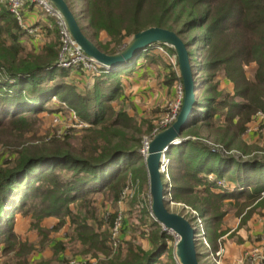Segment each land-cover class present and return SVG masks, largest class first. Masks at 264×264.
Returning <instances> with one entry per match:
<instances>
[{"label":"trees","instance_id":"trees-1","mask_svg":"<svg viewBox=\"0 0 264 264\" xmlns=\"http://www.w3.org/2000/svg\"><path fill=\"white\" fill-rule=\"evenodd\" d=\"M66 1L74 11V2ZM83 1L81 13L88 25L82 29L104 53L122 52L136 33L153 26L177 32L186 44L196 82V104L182 132V141L172 145L166 153L170 159L169 176L162 175L165 196L169 199L166 206L171 200L187 204L199 214L205 237L210 243L216 241L222 235L219 227L227 214V201L240 202L238 199L244 197L248 200L247 206L264 202V157L246 160L225 156L200 140L183 137L199 136L205 128L212 131L216 126L210 121L218 114L220 105L229 113L225 119L238 123L240 133L245 131L252 116L264 113V0ZM54 21L48 41L39 48H30L24 42L27 33L11 12L10 4L0 2V123L9 117L25 124L14 126L17 141L4 144L9 155L0 163L3 264H30L36 245L18 235L12 223L15 214L30 201L33 204L24 213L31 218V227L41 237V248L51 246L55 260L67 247L62 244L64 247L60 248L58 241L51 244V230L42 223L52 215L59 218L54 229L60 230L68 224L71 229L68 236L82 244L83 252L97 258L96 264H177L172 249L169 261L160 258L170 236L151 214L152 249L129 244L113 251L109 245L110 239L114 240L111 227L99 231L103 230L99 221L100 206L93 204L95 201L90 197L98 194L117 202L121 201L125 189H134L131 183L134 186V183H148L142 152L144 140H152L177 116L166 125L155 126L146 119H135L125 110H116L112 102L122 86L120 71L124 75L135 72L150 58L156 46L174 55L175 50L165 43L153 44L134 55L122 68L97 76V91L93 95L66 93L74 87L58 81L57 76L66 77L68 71L74 69L57 66L62 43L56 19ZM190 34L193 35L189 38ZM197 44H200L198 55L190 51V47ZM252 63L256 64V69L253 77H249L246 67ZM177 64L179 66L178 60ZM82 71L81 68L74 70L84 75ZM179 78L183 83L181 72ZM222 79L232 83L235 92L217 101ZM106 81L108 85L101 87ZM52 96L74 107L89 126L82 129L79 137L51 135L41 143H27L24 139L29 137L27 123L48 108L46 103ZM233 97L241 101L227 103ZM92 101L98 105L94 109ZM182 103L183 100L177 115ZM224 136L227 139L228 134ZM62 171H70L72 175L63 180ZM252 171L255 174L250 173ZM210 175L215 179L209 178ZM225 176L229 178V186L237 187V193L223 192L225 185L220 181ZM74 203L77 205L71 207ZM188 217L191 224L200 229L196 217ZM116 219L117 215L111 219L113 227ZM199 244L205 246L203 239L196 243L198 259Z\"/></svg>","mask_w":264,"mask_h":264},{"label":"rangeland","instance_id":"rangeland-1","mask_svg":"<svg viewBox=\"0 0 264 264\" xmlns=\"http://www.w3.org/2000/svg\"><path fill=\"white\" fill-rule=\"evenodd\" d=\"M72 1L74 2L75 15L76 17H80L79 22L81 27H87L88 20L81 13L84 7V1ZM78 5L80 6L78 7ZM53 22H55L54 19ZM87 31L91 33L88 29ZM192 35L190 34L188 37L190 38ZM104 36L105 34L103 33L102 37ZM198 47H200V44L192 45L190 51L198 55L196 52ZM154 55L155 57L159 56L162 60H158ZM149 57L142 66L137 67L135 72H130L127 75L128 78H125L126 74H122V71L119 72V78H121L120 84L122 86L120 91L115 94V100L112 102V106L116 110L127 111L135 119H139L140 121L146 119L157 126L171 121L172 114L181 97V90L184 93V86L179 78L180 69L177 64L176 55L166 48L156 46L151 51ZM255 69V63L246 67L249 77H253ZM138 72L141 73L137 75ZM68 73L69 75L63 78L57 76L58 81L74 87L73 91L68 90L66 93H81L83 96H87L89 93L93 95L97 91V76H91L87 79L82 73H76L74 70L68 71ZM107 83L106 81L101 87L107 86ZM218 90L217 101L225 100L226 98L224 96H232L235 92L234 85L224 79L220 81ZM227 101H229L227 103H232L241 100L233 97ZM94 103L95 101L90 103L92 109L98 106ZM46 105L48 107L47 109L41 111L37 117L30 119V122L27 123V129H29L27 136L29 137L24 138L27 143H41L42 140H48L51 135H58L61 138L64 135L79 137L82 129L89 126L87 121L78 115L77 110L65 103L60 97L52 96ZM218 111V114L213 116L210 121L214 122L216 126L212 131L209 132L205 128L199 132V136H197L198 134H192L183 138L195 141L200 140L202 143L211 147L213 151L220 152L225 156L246 160L261 159L264 157V113H257L252 116L251 120L245 125V131L240 133L237 122H230L225 119L229 113L223 105H220ZM0 117L2 118V116ZM17 124L25 126L24 123H17L9 117L3 118L0 123V163H2L1 161L3 159L8 158L9 155V151L4 147V144H12L17 141V138H15L17 137L15 135L16 132L14 131V126ZM224 134H228L227 139ZM167 158L166 156L165 159ZM250 173L255 174L254 171ZM70 175H72L70 171H62L60 173L63 180L69 179ZM214 177L209 176V178L215 179ZM220 183L225 185L223 189L225 193L238 190L234 184V186H229L230 181L227 176ZM132 184L130 186L134 189L129 188V192H127L126 196L121 197V201L114 202L98 194L90 196L92 201H95L93 204L100 206L101 214L99 215V221L103 224V230L99 231H104L107 227L108 229L111 227L112 234L113 226L111 219L116 215L117 217L119 215L122 216V231L118 237L119 242L117 246H114L112 239H110L109 245L113 251H117L119 248H125L129 244L140 245L146 250L152 249L149 235L154 231V227H151L153 223L152 218L154 217L149 212V209H151L149 178L146 185H143V183H134L136 185L134 186ZM262 195L264 196V193ZM238 200L240 202L235 199L229 200L225 205L227 214L219 227L222 235L216 241L213 240L212 243H210L209 238L205 237L208 244L205 243L204 239L205 246L199 244V261L201 264H251L253 260L264 258V202L260 205H256L257 202H255L247 206L246 203L248 200L246 198L242 197ZM32 204L33 202L30 201L16 213L12 223L15 232L23 237V239L29 238L36 245V250H38L41 248V237L36 236L37 232L30 224L32 221L31 218L24 213ZM76 205L75 203L71 204V207H75ZM167 207L170 211L179 213L185 217H196L195 219L197 221L200 219L199 214L195 213L192 208L183 202L171 200ZM150 214L152 218H150ZM58 222L59 218L56 215H52L50 218L48 217V220L44 224L45 228L51 230L50 238L52 242L55 243L58 241L60 248L67 247L65 251L68 253L66 255L64 253L58 254L59 256H57L56 260L61 264H72L71 261L73 259L84 261L87 264H96L98 259L83 252L82 244L78 241L73 242L72 238L68 236L71 232L68 224L60 230L54 229ZM108 224L111 226H108ZM196 229V240H200V229L197 226ZM212 231H214L213 228ZM167 232L171 238L169 237L166 241V250L160 252V258L163 261H169L168 256L171 249L176 259L175 247L178 237L171 231L169 232L167 230ZM60 237H63V239ZM54 255L55 253L51 254L49 258H52V263L56 261ZM4 261L5 257L0 252V264H3ZM176 261L177 264H181L177 259Z\"/></svg>","mask_w":264,"mask_h":264},{"label":"water","instance_id":"water-1","mask_svg":"<svg viewBox=\"0 0 264 264\" xmlns=\"http://www.w3.org/2000/svg\"><path fill=\"white\" fill-rule=\"evenodd\" d=\"M64 18L75 42L88 56L94 58L104 69L113 71L122 68L130 59L156 43H165L175 50L183 80L184 96L176 120L158 132L148 145L145 165L149 178L151 211L155 220L164 229L172 230L179 236L175 256L181 264H201L196 248L197 229L183 215L170 211L166 202L161 160L168 149L182 141V132L189 123L196 104V82L186 44L177 32L163 27H149L136 33L126 48L116 54H107L83 31L75 12L66 0H48Z\"/></svg>","mask_w":264,"mask_h":264},{"label":"built area","instance_id":"built-area-1","mask_svg":"<svg viewBox=\"0 0 264 264\" xmlns=\"http://www.w3.org/2000/svg\"><path fill=\"white\" fill-rule=\"evenodd\" d=\"M8 2L10 4V10L11 12L15 15V17L18 19L19 24L21 27L26 31L27 34L29 35H36L37 33V27L34 25V23L27 24L25 22V15H24V8L26 6L27 1H31L33 3H36L38 6H40L44 12L52 16L53 18L56 19V22L59 27V32H60V40L62 43V49L60 53L59 60L57 62L58 67H63L67 69H78L81 68L86 77H91V76H99L102 73H108L111 72L109 69H104L101 64H99L94 58L88 56L85 54V52L80 48V46L75 42L73 39L70 30L64 20V18L61 16V14L55 9V7L48 2V0H0V2ZM113 71V70H112ZM184 93L181 90V97L179 98V101L176 105V108L172 114L171 120H173L177 114V110L180 108L181 102L183 100ZM261 113V112H259ZM170 122V121H169ZM168 123V122H167ZM166 125V123H164ZM148 138L144 140V145L142 147V152L146 156L148 153V145L149 142ZM166 154L163 156L161 160V170L166 176H169L168 173V168H169V163L170 159H166L164 161ZM127 192H129V189H125L123 196L127 195ZM152 214V211H151ZM153 216V215H152ZM122 216L119 215L115 221L114 227L112 229V237H113V245L117 246V243L119 242V236L122 231ZM199 224H200V238L205 240V233L204 229L202 226L201 219H199ZM166 230V229H165ZM169 231V230H168ZM170 232V231H169ZM174 234V233H173ZM176 235V234H175ZM177 236V235H176ZM195 239H197V234L195 236ZM178 241V238H177ZM199 240H196V243ZM72 264H87L84 261H80L78 259H73ZM71 264V263H70ZM251 264H264V258H261L260 260H253Z\"/></svg>","mask_w":264,"mask_h":264},{"label":"crops","instance_id":"crops-1","mask_svg":"<svg viewBox=\"0 0 264 264\" xmlns=\"http://www.w3.org/2000/svg\"><path fill=\"white\" fill-rule=\"evenodd\" d=\"M24 15L25 22L27 24L34 23V25H36L38 29L36 35H25L24 42L30 48L32 46H36L37 48H39V46H43L44 43L47 42L49 39V29L51 30L53 28V17L47 15L36 3H33L31 1H27L26 6L24 8ZM140 73L141 72H138L137 75H139ZM84 77L86 76L84 75ZM86 78L89 79V77ZM125 78H128V76L126 75ZM47 220L48 218H46L42 224L44 225ZM63 237L60 238L63 239ZM67 253L68 252L65 251L64 254L66 255ZM51 254H53L51 246H47L44 249L39 248L38 250H35L32 253L30 257V264H61L57 260L52 263V258L49 259L51 257Z\"/></svg>","mask_w":264,"mask_h":264},{"label":"bare ground","instance_id":"bare-ground-1","mask_svg":"<svg viewBox=\"0 0 264 264\" xmlns=\"http://www.w3.org/2000/svg\"><path fill=\"white\" fill-rule=\"evenodd\" d=\"M165 158H166V156H165ZM164 158V161H166V159ZM170 161V160H169ZM169 231H171L172 233H174L172 230H169ZM178 238H179V236H177Z\"/></svg>","mask_w":264,"mask_h":264}]
</instances>
